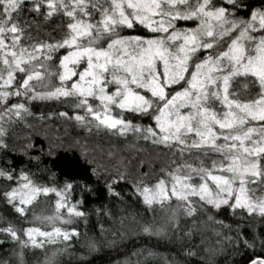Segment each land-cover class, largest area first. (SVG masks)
I'll return each mask as SVG.
<instances>
[{
  "label": "snow or ice",
  "instance_id": "obj_1",
  "mask_svg": "<svg viewBox=\"0 0 264 264\" xmlns=\"http://www.w3.org/2000/svg\"><path fill=\"white\" fill-rule=\"evenodd\" d=\"M26 12L35 14L32 21ZM60 15L67 22L56 26L64 30L58 38L33 36V25L37 36L41 31L35 17L48 23ZM239 78H251L252 86L233 90ZM37 101L64 106L48 117L89 132L95 126L121 137L131 133L173 156L187 153L194 162L161 168L169 179L153 183L147 182L149 172L133 173L127 165L104 166L100 174L86 152L69 156L71 146L29 123L30 117L45 121L44 113L33 112ZM125 113L152 123H136ZM19 125L29 131L17 137V146L10 131L15 135ZM37 136L44 144L33 154ZM9 152L27 156L47 177L41 182L30 170L17 173ZM80 159L89 165L83 175L75 171ZM56 168L67 169L68 178L61 181ZM100 179L102 193L92 187ZM122 184L130 185L147 209L158 205L168 213L144 220L137 235L176 243L169 264H197L201 252L214 257L226 248L241 257L232 264H264V0H0V221L6 220L0 234L18 246L12 260L0 264H29L26 249L79 237L76 225L91 212L111 217L104 203L85 209L86 195L123 203ZM77 189L81 199L72 195ZM258 190L261 194L253 195ZM229 210L231 222L219 218ZM197 236L200 243L194 244ZM104 247L88 238L81 260ZM65 251L67 245L51 255L45 249L42 264H58L56 257Z\"/></svg>",
  "mask_w": 264,
  "mask_h": 264
},
{
  "label": "trees",
  "instance_id": "obj_2",
  "mask_svg": "<svg viewBox=\"0 0 264 264\" xmlns=\"http://www.w3.org/2000/svg\"><path fill=\"white\" fill-rule=\"evenodd\" d=\"M25 16L29 21H32L35 14L25 13ZM40 22L41 31L39 36L36 34V26H32V34L37 39H48L46 33H51L53 36L59 37L62 34V29L57 28L59 24L67 22V18L62 15L55 17L52 21L45 23L42 17H35ZM98 19L97 15H93V22ZM191 26V23L181 22V25ZM146 31V30H145ZM125 34H129L126 32ZM130 34H144V32H136L130 30ZM60 54H66L64 50H60ZM75 79V78H74ZM244 83H248L252 86L251 78L245 80L239 78L233 84V90L243 91L241 86ZM65 110L64 106L55 101L49 102H35L33 105V112L36 117H39L41 113L45 114V121L41 122L34 118H29V123H33L38 130L46 131L48 135L56 142H63L65 148L71 146L72 151L68 153L69 156L79 157L80 153L86 152L88 160H93L95 163L91 167L99 169V173L103 174L104 166H117L123 170V165H127L130 172L135 173L137 170L140 172H149L147 177L148 183H153L156 178L165 177L166 175L161 172V168L174 169L176 164L182 163L187 160L189 163L194 162V158L189 157L187 153L181 158L178 154L173 156L169 149L163 148V146L153 145L152 143L143 139H136L133 135L128 134L126 137H121L118 133L104 129L101 127L99 130L96 127L91 128L89 132L86 128L78 127L72 121H64L59 117H48L49 112H58ZM120 110L115 109L114 113H118ZM129 119H133L136 123L149 124L152 123L147 117H139L138 114L125 113ZM46 125V127H45ZM29 129L23 125L16 126L14 128L15 135H12V141L20 145L21 140L17 137H23ZM78 141V144L76 143ZM34 143L36 149L33 154H37L44 144L42 137H34ZM46 151V144H45ZM64 153L61 152V156ZM8 158L13 161L11 167L15 168L17 173L23 169L25 171H31L35 173V179L43 181L47 177L46 173H42L39 169L33 167L35 162L29 163L27 156L18 154L17 152H9ZM143 160L144 164L139 167V162ZM175 160L176 163H172ZM51 166V161H45ZM199 163V161H195ZM205 163L210 166L211 158L206 159ZM89 165L85 163L83 159L79 160V164L75 169L76 172H80L83 175V169L88 168ZM43 168V165H41ZM54 171L59 173L61 181L68 178L65 173L67 169L56 168ZM73 175L75 174L72 173ZM79 178V177H78ZM104 179H100L92 184L98 192H103ZM124 189L125 200L123 203L119 201H109L105 198L103 201L97 196L96 193H90L86 195L87 204L85 209L91 210L95 206L104 203L107 204L111 211L112 216L97 215L95 212H91L87 217V220H80L76 227L80 233L79 237H74L68 242L58 243L56 245H45V249L48 250V254L51 255L52 250L57 248H65L67 245V251L56 257L58 264H116L117 261H125L126 258L131 260V264H169L172 260V254L177 251V245L174 242H169L167 239H158L156 237H148L145 235H137L139 230V224L144 220L151 221L154 217L159 220L161 217L168 213L161 209L160 206H154V211L149 210L142 203L134 190L130 185L122 184ZM259 189L260 186L250 185ZM258 190L253 195H260ZM75 199H81V192L77 189L72 193ZM194 200L197 198H193ZM176 202L174 199L171 201L173 205ZM2 210V209H0ZM6 218H11L9 213H5ZM220 219H225L226 222H231L234 218L231 216L230 210L227 216L220 214ZM258 219V218H257ZM123 222V223H121ZM5 221H0V226H4ZM39 226V225H38ZM103 228V231L101 229ZM123 239L119 234H124ZM211 235V233H209ZM88 238H95L105 245L100 253H96L90 256H86L84 261L81 260L82 255L85 253L83 245ZM0 240L4 243L0 244V260L10 261L12 260V250L18 246L12 242L9 238L0 234ZM112 241H115L113 244ZM194 244L200 243V238L197 236ZM214 243V238H213ZM45 249H26V256L29 264H37V261L42 264L44 260ZM145 249V251H140ZM151 250L154 255L149 256L148 251ZM136 251L137 255H132ZM230 249H225L224 252H218L214 257L209 256L205 252H201V256L195 258L197 264H232V260H240V256L232 257Z\"/></svg>",
  "mask_w": 264,
  "mask_h": 264
},
{
  "label": "rangeland",
  "instance_id": "obj_3",
  "mask_svg": "<svg viewBox=\"0 0 264 264\" xmlns=\"http://www.w3.org/2000/svg\"><path fill=\"white\" fill-rule=\"evenodd\" d=\"M100 3L101 4H103L104 3V0H100ZM93 15H97L98 16V19H99V15H98V13H93ZM185 23V22H184ZM180 26H184V27H187L186 25H181V23H180ZM191 26H194V25H191ZM217 106V108H219V105H216ZM95 126H92V128H94ZM129 134H131V133H129ZM132 135V134H131ZM142 139V138H141ZM148 142H150L151 143V141H148ZM198 164V163H197ZM163 178H165L166 180L167 179H169L167 176H165V177H163ZM176 204H177V202H174V204L172 205L173 207H175L176 206Z\"/></svg>",
  "mask_w": 264,
  "mask_h": 264
}]
</instances>
